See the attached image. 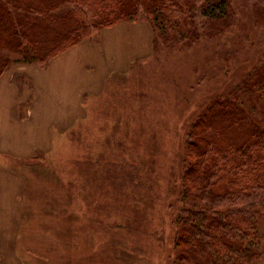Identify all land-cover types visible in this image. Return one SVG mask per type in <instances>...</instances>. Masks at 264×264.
Listing matches in <instances>:
<instances>
[{"label": "rangeland", "instance_id": "obj_1", "mask_svg": "<svg viewBox=\"0 0 264 264\" xmlns=\"http://www.w3.org/2000/svg\"><path fill=\"white\" fill-rule=\"evenodd\" d=\"M234 7L239 26L190 47L166 48L144 31L122 36L141 55L149 48L150 54L135 58L127 75L109 79L102 95L86 98L82 117L68 132L55 136L52 152L32 164L0 153V162L24 183L11 213L20 225L17 260L173 264L170 254L188 126L202 107L236 89L264 58V14L249 0H234ZM105 31L84 40L92 50L74 46L53 61L51 69H41L44 82L57 76L52 87L43 86L48 118L57 107L76 103L84 61L90 57L101 62ZM68 56L75 60L76 81H70L64 65ZM39 75V70L24 71L13 79L14 112L18 110L20 119L39 102ZM66 83V88L60 85ZM11 103L9 97L0 120Z\"/></svg>", "mask_w": 264, "mask_h": 264}, {"label": "trees", "instance_id": "obj_2", "mask_svg": "<svg viewBox=\"0 0 264 264\" xmlns=\"http://www.w3.org/2000/svg\"><path fill=\"white\" fill-rule=\"evenodd\" d=\"M249 2L264 14V0ZM240 21L234 0H0V77L12 64L46 68L52 58L122 22H147L155 44L185 48L229 34ZM180 188L173 264L260 263L264 58L236 89L191 120Z\"/></svg>", "mask_w": 264, "mask_h": 264}, {"label": "crops", "instance_id": "obj_3", "mask_svg": "<svg viewBox=\"0 0 264 264\" xmlns=\"http://www.w3.org/2000/svg\"><path fill=\"white\" fill-rule=\"evenodd\" d=\"M141 24H147L148 26ZM103 31L105 32L102 38L101 62H98L97 58L93 60L90 57L87 58V61H84L85 65L82 67L80 73L82 79L79 82L82 89L76 97V103L57 107V113H54L52 106H50V110L52 111L51 118H48L47 114L44 113L46 105H44L45 98L43 92L45 88L43 86L52 87L54 81L57 79L55 74L52 75V81L48 78L44 82L42 68L38 65L18 64L10 67L0 77V109L9 97L10 101H12L11 105L6 108L5 118L0 120V127L4 126L3 129H0V153L8 154V157L20 159L26 164H32L35 162L31 163L29 160L37 154L41 153L43 155L52 152L55 136L61 132H68L74 126L72 124L82 117L88 97L92 98L102 95L109 79L127 75L135 58L145 59L144 57L150 54L148 53L150 52V48L146 51V54L141 55L139 51L135 50V44L125 43L124 39H122V36L134 35L135 33L144 31L153 42L152 28L147 22H122L113 27L103 29L100 34L101 36ZM83 42L74 48L79 51L92 50L89 49L90 45H88L90 41ZM137 50H139V46ZM68 51L52 58L47 68L51 69L52 62L56 61L60 56L67 54ZM119 51H121L120 55L118 54ZM64 63L65 68L71 73L70 81H76L73 77L75 60L71 56H68ZM87 68L90 69L89 73H87ZM32 70L40 71V75L38 76L39 82L37 84L39 102H36L33 108L28 111L26 118L20 119L18 117V110L14 112L15 99L13 94L15 89L12 82L16 74ZM67 83L60 85L66 88ZM25 89H22L23 95L25 94ZM17 92L19 91L17 90ZM84 94L85 97L83 96ZM47 95L49 98L52 97L50 93ZM7 166L6 162L4 164L0 162V264H24L21 260L15 258V243L19 236L20 225L19 220H13V214H11L13 202L16 205V202H19L20 194L23 193L24 183ZM259 231L264 236V217L260 220ZM259 264H264V256Z\"/></svg>", "mask_w": 264, "mask_h": 264}]
</instances>
